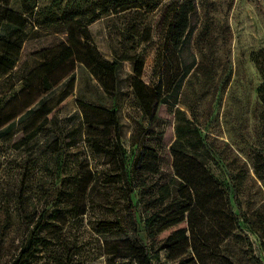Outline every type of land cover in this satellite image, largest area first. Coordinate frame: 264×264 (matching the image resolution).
<instances>
[{
    "label": "rangeland",
    "instance_id": "rangeland-1",
    "mask_svg": "<svg viewBox=\"0 0 264 264\" xmlns=\"http://www.w3.org/2000/svg\"><path fill=\"white\" fill-rule=\"evenodd\" d=\"M122 1L0 0V39L24 36L0 78L2 105L68 42V29L117 62L113 91H104L97 67L79 64L0 127V264L34 230L39 242L25 264H137L117 254L134 238L122 171L133 157L130 199L155 264H264V103L252 61L264 48V0H193L178 49L166 31L182 0L116 6ZM10 11L23 27L6 23ZM95 14L86 32L79 28ZM134 61L147 89L160 92L154 121L132 92ZM99 107L115 108L128 160L108 150L112 130Z\"/></svg>",
    "mask_w": 264,
    "mask_h": 264
},
{
    "label": "trees",
    "instance_id": "trees-1",
    "mask_svg": "<svg viewBox=\"0 0 264 264\" xmlns=\"http://www.w3.org/2000/svg\"><path fill=\"white\" fill-rule=\"evenodd\" d=\"M122 2H118L116 6H119L120 4H126V0ZM4 4H7V2L4 1ZM109 8V1H106V5H104L103 10L108 11ZM193 8V0H182L178 9L171 16L167 26L166 39L174 49H178L181 45L189 25V14ZM97 17L98 15L96 14L89 17L88 21L81 24L79 28L84 29L86 32L87 24L93 22ZM5 21L6 23L18 26L19 28L23 27L25 23L21 15H15L12 13V11L9 12ZM67 32L68 42H63L54 48L55 53L50 59H46L44 61L43 67L38 72L33 82H25L23 89L3 105L0 101V127L11 122L23 111L30 108L38 98L47 94L52 88H54L62 80L73 73L79 64L84 66L86 65L87 67H97L98 80L104 91H113V88L117 82V62L104 58L93 45L88 43V41H86V43H82L80 41V35L76 32V30L68 29ZM85 35L87 36V33H85ZM86 38H88V36ZM23 39V35H18L14 39H11V37H4L0 39V78L2 76H7L11 72L12 67L18 59L20 45ZM252 61L254 62L255 67L262 79V83L258 87L257 92L262 103H264V48L252 53ZM141 69L142 64L138 61H134L132 92L138 101L140 108L149 116L151 121H154L159 105L162 103L160 92H150L147 89L141 80ZM78 105L83 112V118L88 126V129H91L90 125L93 121L89 120L88 118L86 103L79 100ZM99 110L104 111L106 114V119L108 122L107 125L112 130V137L109 139L107 144L108 150L114 151V149L117 148L115 151L116 155H118L122 160H128L125 150L120 146L119 143L117 115L115 108L101 109L99 107ZM96 139L97 137L95 140ZM101 145L104 146L103 144ZM145 154L148 155L149 151H145ZM151 154L154 162L157 163L156 152ZM128 161L129 165L132 166L131 171L129 173L125 169L122 171L125 182L124 191L126 194V204L131 214L130 225L134 234V238L124 241L122 243V248L117 254L131 256L137 264H155L150 256L147 244H145L144 240L139 235V223L136 219V203H133L130 199V194L133 191V183L135 179L134 162L136 163V161L134 157ZM262 164H264V161H262ZM143 169L147 170L148 165H144ZM254 170L258 176H261V171L258 165H254ZM232 180H234L233 177ZM231 187L234 192L233 198L237 202L239 185L234 183L231 185ZM184 213L185 210H182L181 215L183 216ZM41 221L42 220L40 219L36 223V226L37 224H41ZM249 228L255 233L256 229L254 226H249ZM112 230L114 229L110 225L106 227V231ZM36 232L37 230L32 231L27 241L21 246L19 252L15 255L10 264H25L27 261H29L32 250L36 249V246L39 242V237L36 235ZM260 243L264 244V242L261 241Z\"/></svg>",
    "mask_w": 264,
    "mask_h": 264
}]
</instances>
